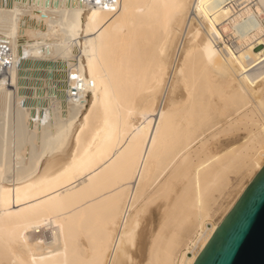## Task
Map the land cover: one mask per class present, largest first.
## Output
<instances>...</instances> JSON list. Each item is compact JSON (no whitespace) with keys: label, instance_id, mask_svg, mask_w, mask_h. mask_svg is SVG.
<instances>
[{"label":"bare ground","instance_id":"bare-ground-1","mask_svg":"<svg viewBox=\"0 0 264 264\" xmlns=\"http://www.w3.org/2000/svg\"><path fill=\"white\" fill-rule=\"evenodd\" d=\"M263 164L264 0H0V264H193Z\"/></svg>","mask_w":264,"mask_h":264},{"label":"water","instance_id":"water-1","mask_svg":"<svg viewBox=\"0 0 264 264\" xmlns=\"http://www.w3.org/2000/svg\"><path fill=\"white\" fill-rule=\"evenodd\" d=\"M193 264H264V164Z\"/></svg>","mask_w":264,"mask_h":264},{"label":"rangeland","instance_id":"rangeland-1","mask_svg":"<svg viewBox=\"0 0 264 264\" xmlns=\"http://www.w3.org/2000/svg\"><path fill=\"white\" fill-rule=\"evenodd\" d=\"M209 133V132H208ZM207 132L205 133V135L207 136H209V134H208ZM219 140H225L226 138H225V136H221V137H217ZM212 141H214V139L212 140ZM216 141H217V139H216ZM230 177L233 179V180H235V182H233V183H235V184H233L234 186H232V188H231V192L232 193H230V194H228V195H226V196H224L221 200H220V204H221V206H222V208H220V210H219V212L216 214V215H214L213 216V218L212 219H210V220H208L207 221V225L208 226H211L210 224L211 223H209V221L210 222H213V221H217L219 218H220V215L219 214H222V210L230 203V201H231V198L233 199V197L235 196V194H236V192L237 191H239V189L241 188V184H243L246 180H247V177H245V178H243V180L244 181H241V182H238V181H236L237 180V178H236V175L234 174V173H232L231 175H230ZM182 181H184V182H186V180L185 179H183ZM238 182V183H237ZM236 183H237V185H236ZM180 184H181V186L183 187V185L185 184H183L182 182H179L178 183V185H177V187L175 188V190L173 191V192H171V194H172V196H170L169 197V199H167L166 200V198H162V197H160V196H158V192L157 191H154V190H156V185L157 184H153L152 186H150V188L147 190V192L145 193V194H147V195H149V196H147V195H145L144 194V202L145 201H147L148 199H147V197H150V195H152L151 196V199L153 198V197H155L156 196V201L154 202L153 200H155V198L153 199V200H151V203H150V201L147 203V212L145 211V213L143 214V216H142V220H141V227H144V225L147 223L148 225H149V229H151V231L153 230V231H155L157 228H158V225L160 224V222H161V220H162V218L164 217V214H165V212H164V209H166L165 208V206L168 204L167 202H170L171 200H172V197L173 196H176V194L182 189V187L180 186ZM183 184V185H182ZM236 185V186H235ZM239 185V186H238ZM180 187V188H179ZM238 188V189H237ZM152 189H154L153 191H152V194H150L151 193V190ZM179 189V190H178ZM237 189V190H236ZM150 190V191H149ZM150 193H149V192ZM154 192V193H153ZM174 192H177V193H175V195H173L174 194ZM233 192H235V193H233ZM157 193V194H156ZM155 194V195H154ZM234 195V196H233ZM147 196V197H146ZM158 196V197H157ZM226 197V198H225ZM230 197V198H229ZM174 198V197H173ZM145 199H147V200H145ZM171 199V200H170ZM225 201V202H224ZM223 202V203H222ZM154 203V204H153ZM152 204V205H151ZM149 205V206H148ZM224 205V206H223ZM166 211V210H165ZM221 212V213H220ZM218 216V217H217ZM145 217V218H144ZM216 218V219H215ZM144 221V222H143ZM146 222V223H145ZM145 223V224H144ZM143 225V226H142ZM140 227V228H141ZM46 232H47V234L49 233V230H45ZM35 234H36V232H33L32 233V235L33 236H35ZM185 242V241H184ZM186 242H187V239H186ZM187 248L185 247V245H181L179 248H178V250L177 251H179V254H178V252H177V257H175V259L173 260V264H181V261H180V250H182V251H185ZM140 254L138 255V259L137 260H140ZM177 258V259H176ZM176 260H177V262H176ZM135 263V262H134ZM135 264H138V263H135Z\"/></svg>","mask_w":264,"mask_h":264}]
</instances>
